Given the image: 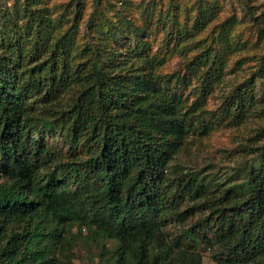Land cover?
<instances>
[{
	"label": "trees",
	"instance_id": "trees-1",
	"mask_svg": "<svg viewBox=\"0 0 264 264\" xmlns=\"http://www.w3.org/2000/svg\"><path fill=\"white\" fill-rule=\"evenodd\" d=\"M83 1L55 20L44 0H16L12 13H0V264H69L82 231L101 248L114 241L111 264H202L200 248L214 264H264V126L238 183L214 186L171 165L192 136L264 120L256 98L264 53L209 109L241 21L227 17L191 58L182 45L211 22L219 0H160L142 9V26L126 20L119 39L103 16L79 62L71 32L83 22ZM224 1L253 27L264 21L246 0ZM83 25L97 26L90 16ZM174 52L183 70L161 72ZM56 137L66 146L48 143ZM172 224L182 229L172 235Z\"/></svg>",
	"mask_w": 264,
	"mask_h": 264
},
{
	"label": "rangeland",
	"instance_id": "rangeland-1",
	"mask_svg": "<svg viewBox=\"0 0 264 264\" xmlns=\"http://www.w3.org/2000/svg\"><path fill=\"white\" fill-rule=\"evenodd\" d=\"M24 1L18 0L17 3L21 4ZM159 1H83V22L90 16L91 21L96 23L97 26L88 29L82 22L77 31L71 32L75 39L74 52L77 60L83 62L89 59V52H82V49L84 47L92 49L93 43L99 39L95 31H100L99 29L103 24V16L115 25L113 26V29H115L112 34L113 39H119L122 36V30L126 29V20H132L133 26H142L146 22L144 19L146 16L141 13L142 9L151 7L153 3L159 6ZM179 1L181 4L186 5L188 2V0ZM219 1L221 8L215 11L211 22L203 29L194 31L192 36L187 38L182 45L185 49H188V57L191 58L198 54L206 44L210 43L217 25L224 22L227 17L233 15L237 21H241V23L232 26L230 30L232 44L238 45L239 48L232 55L223 53V59L226 62L225 75L221 84L207 101V108L209 109L217 108L233 88L240 85L249 76L254 70L256 60L264 53V0H246L253 12L260 17V21H263L258 27H253L247 19L242 18V10L235 1ZM15 2L16 0H0V13L6 10L12 13V7ZM44 3V6L50 11L49 14L51 16L49 18L53 20L60 18V16L68 18L72 15L67 16L65 13L67 5L73 3L72 0H44ZM117 11H120L122 16L120 22H116L115 13ZM67 27L68 25H64L63 30H66ZM187 28H190V26ZM101 31H105V28ZM162 37L163 35L160 32L155 35V42L152 44L153 48L159 45ZM123 41L120 40L117 44L122 45ZM109 46H113L110 41ZM167 58L169 59L161 72L170 74L183 70V59L177 52L172 53ZM256 84V98L258 100L261 99L260 104L264 107V82L257 81ZM261 126H264L263 118L254 117L248 118L240 126L219 129L206 138L190 137L183 151L171 164L173 172H199L202 176L209 177L213 181L214 186L223 185L224 188L238 183L252 161V141L258 127ZM48 136L46 135V137ZM262 141H264V138H262ZM48 143L59 147L66 146L61 137L49 140ZM170 226L172 235L182 229L176 224ZM73 233H77V230L74 229ZM114 244V241L104 240L102 241L103 248H101V243L97 244L93 239L88 238L86 231H82L67 254V261L69 264H111L109 257L113 251ZM199 253L202 256V264H214L209 251L200 248Z\"/></svg>",
	"mask_w": 264,
	"mask_h": 264
}]
</instances>
